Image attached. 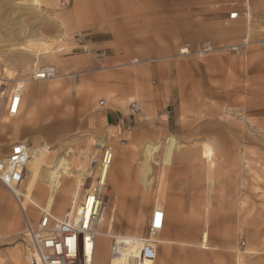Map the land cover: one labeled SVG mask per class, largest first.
Segmentation results:
<instances>
[{
    "label": "rangeland",
    "instance_id": "1",
    "mask_svg": "<svg viewBox=\"0 0 264 264\" xmlns=\"http://www.w3.org/2000/svg\"><path fill=\"white\" fill-rule=\"evenodd\" d=\"M14 1L0 0V157L15 142L31 150L44 145L49 153L39 149L32 155L18 186V196L28 198L29 219L36 222L46 206L56 218L76 212L91 184L90 168L109 149L101 213L109 219L105 233L150 238L158 255L160 233L150 235L149 225L154 210L164 209V219L168 215L172 226H181L182 240L204 234L231 238L239 263L264 255V48L256 42L264 40L262 23L248 25L229 43L245 36L253 42L238 55L203 52L204 41L198 49L181 46L176 52L140 54L132 46L127 60L116 45L92 43L108 56L79 53L80 60H64L67 51L58 53L62 43L56 46L49 36L53 19L36 18L30 6ZM66 23L62 20V39L76 33L64 32ZM53 52L55 62L48 57ZM49 67L56 70L54 79L31 80L35 70ZM21 81L23 102L10 117L6 98ZM31 87L39 88L32 98ZM131 102L141 120L125 136L96 123L98 110L129 114ZM45 105L56 106V112L38 115ZM4 120L10 127H1ZM167 140H174V147L165 148ZM148 145L158 147L151 151ZM33 182L37 190L29 195ZM24 227L18 203L0 185V264H27ZM107 239L96 240L101 264L110 254L112 237Z\"/></svg>",
    "mask_w": 264,
    "mask_h": 264
},
{
    "label": "crops",
    "instance_id": "2",
    "mask_svg": "<svg viewBox=\"0 0 264 264\" xmlns=\"http://www.w3.org/2000/svg\"><path fill=\"white\" fill-rule=\"evenodd\" d=\"M17 1L30 6L37 15L36 18H41V16L45 18L48 15L53 19L49 36L55 38L56 46L63 40L62 20H66L64 32L66 31V33L71 35L81 31L87 37L89 35L94 37L93 41L90 36L88 38L91 44L93 43L98 47L109 46V44L116 45V49L123 52V58L127 60L129 57L125 53L128 50H133V47L140 54L146 51L162 49L176 52L181 46L195 50L206 40L212 41L216 45L222 42L233 43L242 36L248 25L256 27L258 23H262L264 28V0ZM17 1L15 0L14 3H17ZM62 4H64V7ZM233 11L238 13V19L229 20L228 14ZM54 53L53 56L48 57L55 62L58 58H56ZM262 55L264 56L263 53ZM63 56L64 60L81 59L79 52L71 50L69 47ZM252 56L254 55L249 58H252ZM59 60H62V57ZM251 61L255 62V59L252 58ZM23 84L24 82L22 87ZM27 92L32 98L39 93V88L31 87ZM22 102L21 93L18 112ZM47 112L55 113L56 106L45 105L41 111L38 110V115H44ZM94 118L99 126L113 128L116 134L122 137L126 135L125 132L135 122L141 120H138L134 113H123L112 108L98 110ZM1 127L8 128L10 123L4 120ZM54 130L51 126L49 134ZM173 144H175L174 140H167L165 148L174 147ZM33 146L37 149L32 150V155L39 149L45 150L43 148L45 147L44 145ZM153 146L148 145L145 147L152 148ZM155 146L158 147V145ZM203 158L205 161L209 160L208 155L203 156ZM92 171L93 169L90 168L88 174H86L90 175ZM35 188V183H31L28 194L34 195V191L37 190ZM33 200H35L34 197ZM34 203L33 205L35 206ZM36 206L40 205L37 204ZM112 210L113 207L111 208ZM161 210L164 213V209ZM171 210L175 209L167 208V211ZM172 222L168 215L163 220L159 238L155 239L157 244L162 245V249L153 264H178L179 262V264L195 262L197 264H264V255L259 257L246 256L239 263L231 238L225 241L216 235L211 234L207 237L204 234L200 238L193 236L190 239L182 240L181 226L176 228L175 225L172 226Z\"/></svg>",
    "mask_w": 264,
    "mask_h": 264
},
{
    "label": "built area",
    "instance_id": "3",
    "mask_svg": "<svg viewBox=\"0 0 264 264\" xmlns=\"http://www.w3.org/2000/svg\"><path fill=\"white\" fill-rule=\"evenodd\" d=\"M64 6V4H62ZM229 20L238 19L236 11L228 14ZM260 48H264V40L256 41ZM59 46V52L71 50L99 59L108 55L104 48H95L90 43L85 33L76 32L72 37L63 39ZM253 43L248 36L243 37L238 43L215 47L210 41H205L201 50L212 52L221 50L230 54L238 55ZM65 44V45H64ZM182 54L187 53V48L181 49ZM136 61V60H134ZM56 75L54 68H39L32 75L33 81L53 78ZM21 101V91H13L6 98L5 112L8 116L17 115ZM104 102L100 101L99 105ZM137 104H130V112L135 113ZM28 146L22 142L10 145L9 152L0 157V185L5 189L13 190L23 181V171L28 159ZM112 163V152L105 149L101 153L95 169L92 171L91 184L84 192L79 209L60 218L51 215L50 212L41 211L36 222H32L29 216L24 219V237L26 240V263L27 264H93V256L96 249L97 218L103 204V189L105 177ZM157 219V224L154 221ZM163 211L153 212L150 221V235L158 233L163 225ZM112 237L110 246L111 256H118L120 250L127 244L126 238L121 235ZM142 244L136 254L129 256V264H145L154 262L157 251L154 242L150 238H141Z\"/></svg>",
    "mask_w": 264,
    "mask_h": 264
},
{
    "label": "bare ground",
    "instance_id": "4",
    "mask_svg": "<svg viewBox=\"0 0 264 264\" xmlns=\"http://www.w3.org/2000/svg\"><path fill=\"white\" fill-rule=\"evenodd\" d=\"M58 49L59 48H57V52L58 53H61V52H59ZM55 77H56V75L53 78H49V79H45V80H40V81L51 80V79H54ZM23 82L24 81L18 82L16 84V88L13 91L14 92L15 91H19V92L22 91V83ZM18 85H20V88L19 89H18ZM156 149H157V146H153L151 148V151H153V150L155 151ZM27 151H28V159H27L26 165L28 164V162L30 161V159L32 157V150L28 147ZM109 169H110V167H109ZM108 173H109V171L107 172L106 177H105V185H106V182H107V179H108L107 178ZM54 184H56L55 181H54ZM9 192H11V194L14 197V199L18 203V206L20 208V211L23 214V217L25 215L27 216V214L25 212L24 204H27L28 205V198L27 197H24V199H21L18 196V187L15 188V189H13V190H9ZM82 197H83V195H82ZM103 198H104V196H103ZM81 200H82V198H81ZM81 200H80V202H81ZM104 204H105V202H103L102 207H101V210L98 213L97 224H96L97 225V232H98V235H99V242H100V238H101V241L102 242H107V240H108L107 238H109V237H116V238L119 237L117 234L116 235H110V234L105 233L103 231V227L106 228L107 227V224L109 222V219H107V215L105 213L101 214L102 211H103V209H104ZM79 206H80V203L78 205V209H79ZM44 211L48 212L49 211V207L46 206V208L44 209ZM123 237L126 238L125 242L127 244L120 250V253H119L118 256H111V254H108L107 253L106 258L104 259V264H129V256L131 254H136L138 252L139 247L142 244L141 238H139V237H133V236L132 237L123 236ZM99 250H100V246H98L97 249H95L94 256H93V261H92L93 264H94L95 259L97 261V264H101L102 259L100 258L101 257V253L99 252ZM154 262H145V264H153Z\"/></svg>",
    "mask_w": 264,
    "mask_h": 264
}]
</instances>
